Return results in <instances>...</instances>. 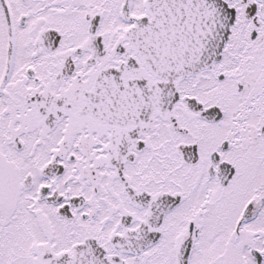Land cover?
Returning <instances> with one entry per match:
<instances>
[{
    "label": "snow or ice",
    "instance_id": "snow-or-ice-1",
    "mask_svg": "<svg viewBox=\"0 0 264 264\" xmlns=\"http://www.w3.org/2000/svg\"><path fill=\"white\" fill-rule=\"evenodd\" d=\"M0 264H264V0H0Z\"/></svg>",
    "mask_w": 264,
    "mask_h": 264
}]
</instances>
